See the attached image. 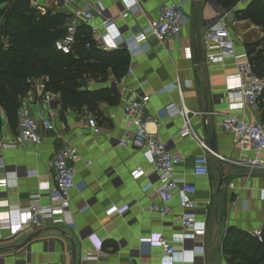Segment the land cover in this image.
I'll return each mask as SVG.
<instances>
[{
    "label": "crops",
    "instance_id": "obj_1",
    "mask_svg": "<svg viewBox=\"0 0 264 264\" xmlns=\"http://www.w3.org/2000/svg\"><path fill=\"white\" fill-rule=\"evenodd\" d=\"M165 1L168 0H141L123 18V7H133L135 0H88L95 12L93 24L99 26V32L107 34L102 22L111 18L115 24L111 37L120 29L124 38H130L148 20L155 19ZM181 1L185 14L179 37L162 46L151 37L150 48L129 56L121 76L109 71L105 82L95 81V89L109 87L119 93L116 102L100 101L101 115L93 114L85 106L62 111L55 106V99L51 104L39 100L33 105L34 113L42 112L55 126L43 132L41 144L22 141L19 130L12 131L6 123L0 133V178H8L9 185L0 187V202L7 204L4 210H11L15 222L26 221L30 207L50 204L52 161L65 144L74 145L79 151L75 164L78 188L71 192L65 223L27 228L14 236L0 229V264H73V247L75 264L162 263L163 249L146 241L157 233L167 238L182 233L178 223L182 210L176 198L172 214L161 216L151 211L150 206L158 200V178L150 155L135 145L120 144L124 135L134 130L123 118L122 107L135 92L151 97L145 108V117L149 118L147 130L163 140L176 141V152L183 159L176 169L177 176L197 186L196 216L198 226L204 227L206 233L201 237L189 233L184 241H175L178 251L173 264H192L193 249L198 244L203 246L205 264H242L240 254L236 253L241 245L254 253L253 246L259 240L253 233L264 221V151L243 152L236 135L222 129V120L230 113L250 122L264 120V96L256 106L231 107L236 97L228 89L227 78L236 73L234 59L208 63L206 51L200 45L198 55L197 45L204 31L220 26L224 17L238 54L249 57L246 44L261 39L263 31L252 21L235 17V12L252 0H239L230 9L223 8L217 0ZM35 5L41 11L63 13L69 19L76 8H89L86 2L65 5L62 0H39ZM112 50L117 49L108 51ZM182 103L197 113L192 119L197 133L205 135L208 143L215 136L217 154L209 153L207 176L193 173L194 158L202 149L190 137L180 136L182 117L167 113L169 106L180 107ZM93 118L95 127L90 122ZM219 155L243 162L232 163ZM255 158L260 159L259 163H253ZM137 168L142 171L133 176ZM124 207L127 209L123 213L116 211ZM32 234L37 236L18 248ZM90 235L97 236L102 250L98 251L87 239Z\"/></svg>",
    "mask_w": 264,
    "mask_h": 264
},
{
    "label": "built area",
    "instance_id": "obj_2",
    "mask_svg": "<svg viewBox=\"0 0 264 264\" xmlns=\"http://www.w3.org/2000/svg\"><path fill=\"white\" fill-rule=\"evenodd\" d=\"M39 0H30L32 4ZM65 5H75L86 2L89 8H76L72 17L68 20L65 34L55 41L56 50L69 54L76 42V34L79 25L88 24L90 35L98 49L108 51L110 49L125 50L129 56H137L146 52L149 48V39H155L159 46L167 40L179 37L182 30V21L185 14L183 2L181 0H168L159 7V14L155 19L148 20L143 29L135 31L130 38H124L120 29L117 34L111 37L110 30L115 26L113 19L106 18L102 25L108 29L107 34L99 32V26L93 24L95 12L88 0H62ZM141 0H135L134 6L123 7L120 15L126 18L132 9ZM220 26L207 28L200 41L201 47L206 51L208 63H223L225 59L232 58L235 61L236 73L228 76L227 85L229 91L235 95L236 100L230 103L231 107L244 108L246 106L258 105L264 94V76L258 75L249 57L239 55L237 44L228 26L221 18ZM111 37V43L108 39ZM88 42L86 47H91ZM44 78L31 79V86L27 94L21 99L18 114V130L20 139L27 143L41 144L43 142V132L54 129V123L50 117H46L42 112L37 114L33 111V105L39 100L51 104L55 94L45 89ZM182 95V94H181ZM150 95L135 92L134 97L128 100L122 107L123 118L131 123L134 130L131 134L126 133L121 139L122 146L135 145L142 150H146L150 155L153 171L157 175L158 182L155 189L157 201L152 203L150 209L161 216L173 213V202L179 199L178 207L182 210L178 217V223L182 227V233L167 238L162 233L152 235L146 243L163 249V260L161 264H173L177 254L175 241H184L187 234L195 237L204 236L206 230L198 226L196 209L198 202L195 200L197 186L193 183L179 178L176 172L178 165L183 161L176 152L177 143L174 139L163 140L159 136L147 130L149 118L145 117V108L150 101ZM169 115H180L182 117L181 137H190L201 149L202 152L194 158L193 173L196 176L209 175V153L208 139L205 135L197 133L192 124L193 116L197 113L189 111L185 105H171L167 109ZM95 127L94 118L90 121ZM222 129L226 132L234 133L237 143L243 152L254 151L260 153L264 151V120L250 122L235 114H227L222 120ZM1 146V145H0ZM221 159L225 157L219 155ZM79 158L78 148L71 144H65L54 154L52 168L54 172V183L49 192V205H35L29 208V217L26 221L15 222L11 210H4L6 203L0 202V229L8 230L11 236L25 232L28 229H38L46 224L65 223V214L71 207V192L78 188L76 182V162ZM3 160V155H0ZM232 163H242L243 161L230 160ZM260 159L255 158L253 163H259ZM1 167V165H0ZM142 169L137 168L132 172L133 176L138 175ZM9 185L8 178H0V187ZM5 205V206H4ZM127 208H120L116 211L123 213ZM60 214V216H57ZM259 242L264 241V221L260 229L254 231ZM96 238V242H95ZM97 250H102V245L98 243L96 235L87 237ZM192 264H205L203 256V246L196 245L193 249Z\"/></svg>",
    "mask_w": 264,
    "mask_h": 264
},
{
    "label": "trees",
    "instance_id": "obj_3",
    "mask_svg": "<svg viewBox=\"0 0 264 264\" xmlns=\"http://www.w3.org/2000/svg\"><path fill=\"white\" fill-rule=\"evenodd\" d=\"M217 1L230 9L239 0ZM235 17L250 20L262 28L261 39L246 44L249 60L260 75L259 71L264 70V1L252 0L237 10ZM68 20L63 13L40 12L32 7L30 0H0V106L6 110L12 127L18 126L21 99L27 94L31 79L47 78L45 89L62 95V111L73 108L77 102L78 108L85 106L93 114L101 115L100 101L119 99V93L112 88L84 86L87 77L105 82L109 71L116 77L121 76L128 66L129 54L122 49H98L91 38L90 26L85 24L77 29L71 53L56 50L54 43L65 34ZM88 42L92 44L89 48ZM253 247V254L243 245L238 247L236 253L240 254L242 264H264V241Z\"/></svg>",
    "mask_w": 264,
    "mask_h": 264
},
{
    "label": "rangeland",
    "instance_id": "obj_4",
    "mask_svg": "<svg viewBox=\"0 0 264 264\" xmlns=\"http://www.w3.org/2000/svg\"><path fill=\"white\" fill-rule=\"evenodd\" d=\"M31 3V2H30ZM31 5H32V7H34V8H37V7H35L36 5L35 4H32L31 3ZM38 9V8H37ZM40 12H42V13H46V12H44V11H41L40 9H38ZM229 24L231 23V21H229L228 22ZM10 31V30H9ZM3 39V41H5V42H7V39L5 38V37H3L2 38ZM259 73H260V75H263L264 76V70H260L259 71ZM42 78H44L45 79V83H46V81H47V78H45V77H42ZM88 79H87V83L85 84V86L84 87H86V88H90V89H95V79H91V78H89V77H87ZM55 94V97H54V101H56V104H55V106H57V108L59 107L60 108V103H61V98H62V95L60 94V93H54ZM78 106H80V104L79 103H77V102H75L74 103V106H73V108L72 109H74V110H80L81 108H78ZM62 112V111H61ZM0 119H1V129H0V133H1V131H3V129H4V126L6 125V123H8V125H9V128L12 130V131H17L18 129H17V126L16 127H12L11 125H10V122H9V120H8V117H7V113H6V110L3 108V107H1L0 106Z\"/></svg>",
    "mask_w": 264,
    "mask_h": 264
},
{
    "label": "water",
    "instance_id": "obj_5",
    "mask_svg": "<svg viewBox=\"0 0 264 264\" xmlns=\"http://www.w3.org/2000/svg\"><path fill=\"white\" fill-rule=\"evenodd\" d=\"M197 53H198V55L201 54L200 43L197 45ZM208 144H209L210 151L213 152V153H215V154H217V146H216L215 136H213V137L211 138V140L209 141ZM36 236H37V234H32V235L29 236V237L27 238V240H26L23 244H21L18 248H21V247L24 246L28 241H30L33 237H36ZM76 260H77V256H76V253H75V249H74V247H73V264L76 263Z\"/></svg>",
    "mask_w": 264,
    "mask_h": 264
}]
</instances>
